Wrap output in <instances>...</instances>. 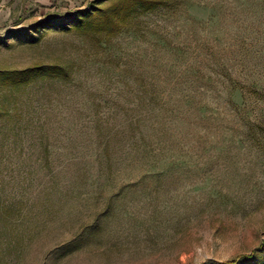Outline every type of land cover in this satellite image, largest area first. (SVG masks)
I'll list each match as a JSON object with an SVG mask.
<instances>
[{
  "label": "rangeland",
  "instance_id": "rangeland-1",
  "mask_svg": "<svg viewBox=\"0 0 264 264\" xmlns=\"http://www.w3.org/2000/svg\"><path fill=\"white\" fill-rule=\"evenodd\" d=\"M91 1L0 0V68L72 73L0 90V264H264V0L10 37Z\"/></svg>",
  "mask_w": 264,
  "mask_h": 264
},
{
  "label": "trees",
  "instance_id": "trees-1",
  "mask_svg": "<svg viewBox=\"0 0 264 264\" xmlns=\"http://www.w3.org/2000/svg\"><path fill=\"white\" fill-rule=\"evenodd\" d=\"M163 0H92L88 7L74 10L71 14L61 15L52 13L49 18L36 21L20 33L11 34L10 37L25 38L33 43L51 30L77 31L92 35L96 38H109L123 28L128 27L133 20L155 9ZM10 43V42H9ZM71 67L59 62L36 63L24 67L0 68V90H5L10 95L24 88L32 87L38 83L48 81H70ZM6 100L0 103V117L10 115ZM9 95V96H10ZM99 163V160H97ZM61 170L51 174V180L70 182L64 176H59ZM10 207V206H9ZM254 254L250 253L248 258ZM240 259V258H238ZM238 259H227L225 264H242Z\"/></svg>",
  "mask_w": 264,
  "mask_h": 264
}]
</instances>
